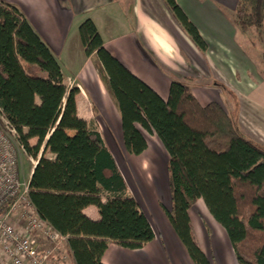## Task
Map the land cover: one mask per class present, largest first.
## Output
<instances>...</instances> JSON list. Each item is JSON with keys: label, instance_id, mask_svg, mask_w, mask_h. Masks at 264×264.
<instances>
[{"label": "trees", "instance_id": "16d2710c", "mask_svg": "<svg viewBox=\"0 0 264 264\" xmlns=\"http://www.w3.org/2000/svg\"><path fill=\"white\" fill-rule=\"evenodd\" d=\"M196 47L207 43L177 0H165ZM231 19L264 65V0H238ZM79 33L95 56L121 117L130 155L148 148L156 134L168 151L173 208L164 210L194 264H213L202 250L190 210L203 199L226 230L239 264H264V148L247 138L219 103L203 106L186 81L174 80L164 100L104 46L92 19ZM24 63L40 69L30 74ZM77 89L68 90L52 50L14 5L0 4V116L17 131L37 161L29 198L40 218L68 237L73 264H105L110 244L142 249L156 237L98 128L77 113ZM36 139L35 145L31 141ZM95 205L100 220L85 215Z\"/></svg>", "mask_w": 264, "mask_h": 264}, {"label": "crops", "instance_id": "0c3cea01", "mask_svg": "<svg viewBox=\"0 0 264 264\" xmlns=\"http://www.w3.org/2000/svg\"><path fill=\"white\" fill-rule=\"evenodd\" d=\"M177 2L206 41V52L196 47L170 12L165 0H0V4L17 7L52 50L61 67L68 90H78L76 95L78 116L98 128L114 158L115 153L120 154L123 151L129 156V161H135L134 164L146 171V174L151 171L150 174L156 179L169 177L166 168L168 170L170 155L156 134L144 130L148 142L147 150L139 156L127 152L120 113L104 82L102 65L95 56L88 57L84 51L79 26L87 18L92 19L97 26L105 48L164 100L168 99L174 80H187V83L193 80L195 88L192 92L203 106L210 101L211 89L206 84L213 80L218 81L216 84H224L242 103L236 108V113L241 114L240 127L264 142V127L256 130L246 121V116L250 117L252 113L258 112L248 106L246 94L247 90L254 88L256 84L249 82L245 72H237L234 69L236 64L231 63V60L224 61L225 58L231 59L232 52L229 46L246 58L240 47L241 35L231 19L238 0H177ZM246 40L248 39L245 37L244 45ZM253 68L257 69L256 66ZM30 70L26 71L30 74L36 71L34 67ZM94 113H99L100 120L114 129L116 136L111 135L119 138L118 150L113 143L112 146L107 143L102 125L95 119ZM256 114L257 117H261L260 122L263 123L264 114ZM33 140L37 142L36 139ZM111 147L115 148V153ZM115 160L123 174V163L117 157ZM123 176L126 181L124 174ZM143 179L147 180L145 177ZM145 184L151 186L147 181ZM127 188L128 194L135 198L133 192L129 191L128 184ZM151 188L150 194L153 190ZM165 208L170 209L167 205ZM196 209L202 214L199 217L202 225L203 221L213 219L203 199L190 210V217L200 242V234L205 236L195 213ZM84 213L92 220H100V212L95 205L88 206ZM155 232V239L142 249L130 250L110 244L102 261L105 264H194L190 261L191 258L188 262L181 259L183 245L178 242L174 233L171 236L176 240L175 243L168 240L162 232L158 233L156 230ZM201 244L200 242V246ZM61 247L64 248L65 254L69 255L67 244ZM201 248L204 251L206 249L203 246ZM60 254L59 249L57 255ZM70 262L73 264L72 260Z\"/></svg>", "mask_w": 264, "mask_h": 264}, {"label": "rangeland", "instance_id": "374dc122", "mask_svg": "<svg viewBox=\"0 0 264 264\" xmlns=\"http://www.w3.org/2000/svg\"><path fill=\"white\" fill-rule=\"evenodd\" d=\"M229 13H232V11H229ZM239 39L240 47L244 52L246 58L244 57V55H239L238 51L232 46H229V49L232 52L231 59L225 58L224 61L229 62L231 60V63L236 64L234 69L237 72H245L246 78L249 79V82H254L256 84L254 88L252 87L247 90V104L251 109L258 110V112L256 113L264 114V65L262 64L260 58V47L252 46L249 40H246V45H244L243 42L245 41V37L242 35L239 36ZM255 66L257 67V69L253 68ZM24 67L28 71H31V67H34V69H36V71L33 73L34 76H38L41 73L39 68L32 66L29 63H24ZM217 82L218 81L213 80L211 83L206 84V86L211 89V91L209 92V103L217 102L221 104L230 113V115L234 119H236L238 125L240 126L239 117L241 116V114L236 113V108L240 107L242 103L239 102L238 98L234 95V93H231L224 84H216ZM188 84L191 89L195 88V83L193 80L188 81ZM256 113H252L251 115H249L250 117L246 116V121L248 122L250 127L259 130V127H264V122H260L261 117H257ZM98 114L94 113V117L102 125V131L103 134L106 136L107 143H113L115 148L118 150V146L120 145L119 138L115 137L116 133L114 129L112 130L111 127L108 126V123H104L100 120V114ZM243 132L247 138L251 139L256 144L264 148V142H262L258 137H254V135H250L246 133V131ZM111 134L115 136H112ZM35 144L36 141L32 140L31 145ZM115 148L113 149L111 147V150L112 152L114 150V153ZM116 157L121 161V163H123V174L126 177V182L128 184L129 191L131 193L133 192L134 197L143 208V211L148 216L154 229L158 233L162 232L166 236V238H168V240H171V242L173 241L175 243L176 240L173 239L171 236V234L174 233L178 242L180 241V243H182L172 223L170 222V219L168 218L167 212L164 210L166 205L170 207V210L173 208V202L171 200L170 195L171 191L169 186V177H166L165 179L153 178L152 174H150L151 171L149 172V174H146V171L141 170V167L138 168L136 164H134L135 161H129V156L123 151H121L120 154L115 153V158ZM36 163L37 161L34 158L30 157L27 153H23L21 155L20 169L25 180L30 179L31 171ZM166 172L168 175L169 170H167V168ZM143 177H145L147 180H144ZM145 181H147L151 186L145 184ZM149 187H152L151 189H153L151 191V194ZM195 213L199 220V217L202 216V214L200 213V211H198V209H196ZM210 216L214 221L210 219L205 222L203 221L204 225H202L199 220L205 236L203 237V235L200 234V242L202 243L201 246L206 248L205 251L203 250V248L202 250L210 258L213 264H239L234 254L226 230L214 219L211 213ZM182 245L183 256H181L180 254V257L181 259H183V262H188L190 256L183 243ZM60 253V255H56L54 257V260L57 261L59 264H71L70 258L68 255L65 254L63 247H60ZM183 257L187 258L184 259ZM64 258H66V262H64ZM190 261L194 263L192 260Z\"/></svg>", "mask_w": 264, "mask_h": 264}, {"label": "built area", "instance_id": "2783aa9c", "mask_svg": "<svg viewBox=\"0 0 264 264\" xmlns=\"http://www.w3.org/2000/svg\"><path fill=\"white\" fill-rule=\"evenodd\" d=\"M23 153L17 131L0 116V264H59L54 257L68 237L43 221L31 202Z\"/></svg>", "mask_w": 264, "mask_h": 264}, {"label": "bare ground", "instance_id": "6f19581e", "mask_svg": "<svg viewBox=\"0 0 264 264\" xmlns=\"http://www.w3.org/2000/svg\"><path fill=\"white\" fill-rule=\"evenodd\" d=\"M35 166V165H34Z\"/></svg>", "mask_w": 264, "mask_h": 264}]
</instances>
